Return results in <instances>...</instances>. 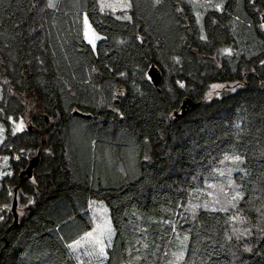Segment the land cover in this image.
Returning <instances> with one entry per match:
<instances>
[{"label":"trees","instance_id":"obj_1","mask_svg":"<svg viewBox=\"0 0 264 264\" xmlns=\"http://www.w3.org/2000/svg\"><path fill=\"white\" fill-rule=\"evenodd\" d=\"M204 3L132 0L129 21L99 0H0V155L15 172L0 185V264H76L69 243L93 228V199L115 228L106 264H264V238L251 252L228 239L235 209L198 200L241 168L235 203L264 209V0ZM84 14L107 38L95 51ZM214 83L233 90L209 100ZM28 99L36 130L13 136ZM35 150L33 177L21 176Z\"/></svg>","mask_w":264,"mask_h":264},{"label":"rangeland","instance_id":"obj_2","mask_svg":"<svg viewBox=\"0 0 264 264\" xmlns=\"http://www.w3.org/2000/svg\"><path fill=\"white\" fill-rule=\"evenodd\" d=\"M57 2L58 0H49V3H53L55 4V6ZM112 2H114V0H99L100 4L101 3H112ZM105 11L112 12V10L108 8H106ZM113 14L115 16H120L121 19H123L125 15H129L128 12L125 13L119 10ZM84 29H85V25H84ZM99 41H97V43ZM213 85H222L223 87L214 89L212 87ZM225 90L230 91V90H233V88L232 86H229V85L225 86V84H222V83L212 84L209 92L207 93L208 99L210 100L212 98L221 96ZM26 102H27V115L21 117L19 120H16L15 123L12 122L13 127L15 128L16 124H18L20 120L23 119L26 125L25 130H28V129L36 130L31 122V117L33 114L39 112L40 108L32 100L28 99V101L26 100ZM187 105H188V101L185 103L184 107H186ZM0 127L4 129L3 134L0 135V139L5 140L6 139V129L1 121H0ZM39 152H40L39 150H35L31 154H29L27 156L28 163H29V160L32 159L34 156H36ZM5 157H7L8 159L5 160ZM25 168L26 166L23 167L18 174L21 175V171L24 170ZM242 171L243 169L241 168L235 169V168L230 167L229 171L227 172L228 175L217 174V176H215L209 181L208 188L206 187L203 190V193H202L204 194L203 197L200 196L198 198V200H201L200 203L207 205L208 207H212V208L213 207L219 208L221 206H227L228 200H230L231 196L234 195L235 191H240L238 190V187L236 183L234 182L233 177L231 175L235 174L236 172L240 173ZM5 172H11L15 174L12 168V161L10 159V156L0 155V185H1V180L5 177L3 176V173ZM230 183H231V187H229ZM224 193H227V197L224 195ZM217 199H219L220 201L219 204L215 203ZM198 203L199 202H194L195 205H198ZM233 203H235V201H233ZM88 210H89V213L93 221V228L89 232L84 233L79 238L69 243V248L76 260V264H106V260L108 257V250L115 236V228L112 223L110 208L106 205L104 201L93 199L89 202ZM243 215L247 217L249 221H251L252 225L264 228V209H260L258 212H256L255 215H250V214L249 215L243 214ZM237 227L242 228V226H239V225H237ZM109 228L112 230L110 240L108 238V231H107V229ZM89 233H91V235H89ZM231 236H232V239H234L236 243L242 245L246 249V248H249L252 244L263 239L264 232L258 233L256 231V228L254 227L251 235L241 236L240 239H237L236 234L233 233L232 231V224H231ZM99 240H103L106 256L102 255L99 251L100 246H101L98 243ZM179 257H180L179 254L176 255L177 259H179Z\"/></svg>","mask_w":264,"mask_h":264},{"label":"snow or ice","instance_id":"obj_3","mask_svg":"<svg viewBox=\"0 0 264 264\" xmlns=\"http://www.w3.org/2000/svg\"><path fill=\"white\" fill-rule=\"evenodd\" d=\"M159 2H160V0H157V3H159ZM197 2H198V0H197ZM199 6L200 7H205V8L211 7L213 10L219 11V12H222L223 9H224V5L222 3L213 4V0H205V3L204 4H200ZM48 7L54 8L55 4L49 3ZM132 7H133L132 0H114V2H112V3H101L99 10H100V12H104L105 9L108 8V9H111L113 13H115L118 10L121 11V12L127 13L129 10L132 9ZM197 18L199 19V15L198 14H197ZM116 19L119 20V19H121V17L117 16ZM123 19L131 21L132 20V16L131 15H125L123 17ZM261 19L264 20V17H262ZM83 23L85 25V29H84V33H83L84 39L87 40V43L89 45H91L92 50L95 51L97 41L106 40L107 38L99 35L98 33H96V31L93 28L92 24L88 20L87 14L84 15ZM259 27H260L261 30H264V23L260 24ZM201 38L202 39H206V37H201ZM141 42H142V40H141ZM225 51L228 54H231V52H232L231 49H227ZM262 63H264V61H262ZM121 75H124V74L121 73ZM148 80L151 81L152 77L148 76ZM180 87L183 88L184 85L180 84ZM212 87L215 89V88H220V87H223V86L222 85H213ZM0 111H2V110H0ZM8 119H11V118L9 117ZM13 123H15V121H13ZM25 127H26V125L24 123V120L21 119L20 122L18 124H16L15 128L13 129L12 135L15 136L17 133L24 132ZM3 132H4V129L2 127H0V135H2ZM3 143H4V140L0 139V144H3ZM21 151H23V149H21ZM225 158L228 159L229 157H225ZM7 159L8 158L5 157V160H7ZM15 159L17 161H19L21 158H20V156H16ZM232 159H234L235 161H241V157L240 156H235ZM11 175H13V173H11V172L3 173V176H5V177L6 176H11ZM221 175H223V173H221ZM229 187H231V183L229 184ZM9 195H11V193H9ZM224 195L227 197V193H224ZM243 199H244L243 194L240 191H235L234 195H232L230 200H228L227 206H221L219 208L213 207L211 209H209L207 205L204 206L205 211H213V212L222 211V212L227 213V212H229L230 208L231 209H235L236 210V214L229 216L227 222L232 224V231H233V233L236 234V238L237 239H240L241 236L251 235L252 232H253V228L254 227L256 228V231L258 233L259 232H264V228L252 225L251 221H249L248 218L245 217L242 214V210L239 209L238 204L233 203V201H238V200H243ZM215 203L219 204L220 203L219 199H217L215 201ZM2 219H3V217L0 216V220H2ZM237 225L242 226V228L241 227H237ZM107 231H108V238L110 240L111 239L112 230L109 228V229H107ZM89 235H91V233H89ZM102 235H103V233H102ZM185 239H187V237ZM228 239L231 240L232 236H228ZM98 243L101 245L100 249H99L100 253L102 255L106 256L103 240H99ZM245 250L249 251V252L252 251L251 248H246ZM182 255H183V253H181V256Z\"/></svg>","mask_w":264,"mask_h":264},{"label":"water","instance_id":"obj_4","mask_svg":"<svg viewBox=\"0 0 264 264\" xmlns=\"http://www.w3.org/2000/svg\"><path fill=\"white\" fill-rule=\"evenodd\" d=\"M263 17H264V15H263ZM262 21L264 23V20H262ZM149 76L152 77V82L154 85L159 86L161 84L162 74L156 67H154V66L151 67V69L149 70ZM193 106L194 105L188 106V108H192ZM185 110H186V107H183V111H185ZM40 159H41V154L39 152L36 156H34L32 159L29 160V163L26 166V168L21 171V176L26 175L28 178H32L33 173H34V169L39 164ZM17 207H18V200H17V197L15 195V197L13 199V203H12V211L14 213L16 224H18V219H19Z\"/></svg>","mask_w":264,"mask_h":264}]
</instances>
